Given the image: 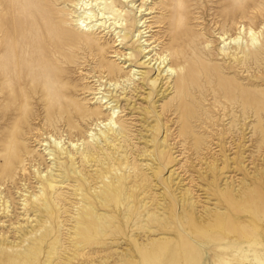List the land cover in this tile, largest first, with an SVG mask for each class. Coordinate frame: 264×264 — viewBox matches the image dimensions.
Instances as JSON below:
<instances>
[{
  "label": "rangeland",
  "instance_id": "obj_1",
  "mask_svg": "<svg viewBox=\"0 0 264 264\" xmlns=\"http://www.w3.org/2000/svg\"><path fill=\"white\" fill-rule=\"evenodd\" d=\"M0 1H5L9 5L8 10H3L0 6V61L6 59L7 52L14 54L17 60H21L24 55L27 57L32 55L33 58L46 61L52 51L50 47L52 43H68V40L79 31L74 17L76 0L72 2H68L69 0ZM106 1L112 2L114 5L118 2V0ZM140 3L141 0H127L123 5H120L123 11V23L126 24L121 35L124 33L128 35L127 32L133 30L135 8ZM144 3L142 10H148L142 11V22L146 19L145 24L151 27L150 33L146 36L151 37L154 34L152 40H157L154 45H158L159 42H164V45L170 40L168 35L171 32L175 33L179 38V50L182 51L178 60L180 65L173 66L174 73L169 80H166L169 82V86L163 95H159V80H156V84L155 71L147 67L146 64L142 65L143 60H140L139 54H135V51L140 48L141 41L148 37L142 38L141 41L140 39L135 41L137 37L131 39L133 36L131 35L127 46L124 45V49H127L125 53L136 56L131 63L132 66L126 72L128 70H132L133 73L135 71L142 72L144 76L142 78L138 75L129 77L127 81L120 79L117 83H114L116 81H106L98 74L94 75L93 72H90L96 63L92 62L84 47L69 45L61 46L58 50L59 58L53 62L54 68L61 69L64 74L57 73L54 77L66 80L74 88L60 99L58 98V101L62 103L74 101L88 111L95 110L101 113L95 119L74 118L79 122L84 132L82 138L77 136L70 138L74 144H77L75 148L79 147V149L72 148L69 136L63 132L66 130L64 122L54 114L42 110L41 106L44 102L41 101V97L33 96L32 99L27 97L28 88L25 82L14 88L22 100V102H18L12 99L14 94L11 89L13 87L7 83L11 79L0 78L3 81L1 83L6 97L2 105L8 106L6 114L9 115L10 107L14 109L8 118H24L26 111H29L31 125L35 129H41L37 139L33 137V134L22 135L21 138L26 142L25 145L30 154L27 155L24 152L21 155V162L15 166L8 165L6 155L0 151L1 196L11 192V198L8 199L9 214L3 216V213L0 212V237L15 241V243L23 241L25 246L33 242L31 240L35 234L25 236L19 228L23 225V227L29 226L26 223L27 218L23 216L22 200L29 195H38L41 186L37 175H35L36 170L45 173L46 165L52 168V164L57 162V168L62 169L64 177L69 181L58 187L53 194L56 204L67 211L66 214H62L60 219L61 228L58 227V219L53 227L63 234L62 241L69 240L66 235L70 233L71 217L76 211L74 205L79 199L74 196L72 189L75 176L72 177L69 174L70 167L67 166L66 155H59L55 159L52 155L39 156V148H44L39 147L38 143L42 137L39 135L46 134V132L49 134L44 135V138L53 135L51 140L58 138L61 140V145L65 143L64 149L67 148L68 151L75 154L74 162L77 164V168L82 171L83 175L85 174V177H88L87 185L84 180L79 181L80 185L84 188H89L90 185L95 190L100 187H104L106 190L109 188L112 195H117L118 190L115 185L117 176L124 184L136 185L137 187H133L134 190L135 188H144L147 194L151 193L150 187L153 183L162 182L169 174L165 171L161 174L160 179L154 180V177L151 179V176L159 175L162 171L153 161L159 152L165 151L171 155L173 167L169 171L175 170L173 175L175 182L181 179L189 183L194 178L193 185L197 183L194 187H204L205 185L207 187L205 179L202 181L197 179L201 175L200 171H203V167L206 168L204 161L200 162L198 158L204 160L203 156L206 155L211 160L212 153L220 150L219 146L222 147V142L228 140L231 135L241 136L244 130L246 138L252 141L247 144H255L257 138L254 134V127L258 125V118L252 111L243 109L242 101L243 98H247L244 97L246 92L251 93L250 99L259 98L258 94L264 96V0H144ZM16 8H21L22 13L32 15L33 22L28 28L29 37L26 39L19 40L18 36L13 38L15 37L13 33H16V30L12 26V16ZM145 13L150 14L143 16ZM87 29L89 30L87 33H91V25ZM249 30L252 31L253 37L248 34ZM137 34L135 33V35ZM252 38L254 39L252 40ZM106 40H110L109 35ZM132 42L136 43L135 49L131 48ZM34 43L38 47L39 55L22 48L23 46L29 47ZM161 45L159 44L155 49L158 50ZM169 58L174 60L175 56L172 54ZM109 59L110 62L114 61L113 58ZM36 70L39 73L41 71V65L38 63ZM28 73L32 75V70L29 69ZM4 74V68L0 66V77ZM39 78L43 81L48 79L44 78V74ZM97 80L99 82H96ZM95 83L97 86L101 84V88L98 87V89H103L98 95L104 97L112 95L114 100L119 101V110L121 111L115 126L117 132L109 133L108 139L100 137L97 141L96 138L99 134L108 128L105 125L108 123L106 119L108 110H105L106 104H99L100 100L97 103L90 100L93 96L90 95L91 92L88 89H91ZM234 93L237 96H233ZM2 95L3 93L0 91V96ZM261 100L264 103V97L260 98ZM186 106L192 108L189 118H186L183 113ZM59 107L60 109L65 108L61 105ZM65 110L69 109L65 108ZM4 113L5 110L0 109V150L2 149V132L8 131L5 126L7 116L1 115ZM73 115L74 113H71L70 116ZM260 117L264 122V110L260 112ZM47 118L52 121L49 128L46 124ZM182 121H185L186 125L182 124ZM59 135H62L61 138ZM194 138L201 140V145L198 148L194 146ZM248 149L249 153L252 150L256 155L252 146L248 145ZM150 153L153 155L152 157L148 156ZM86 156L90 159L89 162L84 160ZM209 159L207 160L209 161ZM152 168L157 169L152 170ZM9 173L14 176L6 181L3 174ZM105 176L108 177V180L105 179ZM236 177L237 184H239V178H243V173H237ZM109 181L110 183H108ZM180 184L182 183L180 182ZM14 185L17 188L13 187ZM198 194L201 193L198 192ZM22 195L23 197H21ZM123 200V198L120 199L121 202ZM31 211L32 209L29 215L32 218ZM66 220L69 221L66 223ZM39 234L37 232V235ZM37 244L38 250L36 249L33 253L41 262L46 255L47 244L45 240ZM65 246H69V244H65L61 250L59 249V255L63 253ZM124 248L125 246H122L121 249ZM6 255L9 257L10 253H6Z\"/></svg>",
  "mask_w": 264,
  "mask_h": 264
},
{
  "label": "bare ground",
  "instance_id": "obj_2",
  "mask_svg": "<svg viewBox=\"0 0 264 264\" xmlns=\"http://www.w3.org/2000/svg\"><path fill=\"white\" fill-rule=\"evenodd\" d=\"M76 1L74 17L79 31L68 40V43H52L50 45L52 51L46 61L33 58L32 55L30 57L24 55L21 60H17L11 52H7L6 59L0 61V66L5 72L0 78L11 79L7 83L13 87L12 99L22 102L18 91L14 88L25 82L28 88L27 97L32 99L33 96H40L41 101L44 102L41 106L42 110L54 114L64 122L66 130L63 132L69 136L73 149L79 147L75 148L77 144H74L70 138L84 136L83 129L74 118L95 119L101 113L95 110L88 111L74 101L63 103L58 101V98L74 89L66 80L54 77L57 73L64 74L61 69L54 68L53 63L59 58L57 54L61 46L84 47L92 62L96 63L90 72L94 75L98 74L106 81L117 83L120 79L127 81L129 77L144 76L142 72L133 73L132 70L126 72L136 56L125 53L127 49L124 47L127 46L131 35H133L131 39L137 37L135 41L148 37L141 41L140 48L135 54H139L140 60H143L142 65L146 64L155 71L154 79L159 80V95H163L168 90L169 82L166 80L172 77L173 66L180 65L178 60L182 55V51L179 50V38L175 33L171 32L168 35L170 38L168 43L163 45L164 42H159L162 45L158 50L155 48L159 44L154 45L157 40H152L155 35L151 33L152 38L146 36L150 33L151 27L145 24L146 19L142 22L141 13L148 10H142L145 5L144 0H141L135 8L133 30H129L128 35L125 33L121 35L126 24L123 23V11L120 8V5L127 0H118L116 5L106 0ZM0 6L3 10L9 8L5 1H0ZM138 13L139 15H136ZM149 14L145 13L143 16ZM32 22V15L22 13L21 8H16L12 16V26L16 30L13 38L18 36L21 40L29 37L28 28ZM90 25L91 33H87ZM251 32L249 30L248 34L252 36ZM108 35L110 40H106ZM135 44L132 42V49L137 47ZM22 48L39 55L35 43ZM172 54L175 56L174 60L169 58ZM109 58H113L114 61L110 62ZM37 63L41 65L40 73L36 70ZM29 69L32 70V75H29ZM43 74L44 78H48L46 81L39 78ZM1 82L3 81L0 80V91L3 95L0 96V109L5 110L1 115L7 116L5 126L8 131L2 132L0 151L6 155L7 164L15 166L21 162V155L24 152L30 154L26 142L21 138L22 135L33 134L37 139L41 129H35L31 125L29 111H26L24 118H8L14 109L10 107L9 115L6 114L8 106L2 105L6 97ZM100 86L101 84L97 86L95 83L91 89H88L93 96L90 100L96 103L100 100L99 104H106L105 110H108L106 115L108 123L105 124L108 128L99 134L96 141L100 137L108 139L109 133L117 132L115 126L121 112L119 101L114 100L112 95L105 97L98 95L103 91L98 89ZM250 94L249 92L244 94L247 98H243L242 106L244 110L252 111L258 118V125L254 127L257 138L254 139L255 144H247L251 139L246 138L244 130L241 136L231 135L228 140L222 139L224 141L222 147L219 146L220 150L216 147L218 152L212 153L211 160L206 155L203 156L204 160L198 158L200 162L204 161L206 168L203 167L204 172L199 169L201 175L197 179L198 181L205 179L207 187L206 185L194 187L197 184L193 185L194 178L189 183L181 179L175 182L173 180L175 170L169 171L173 167L171 155L162 151L153 159L154 164H157V168L162 171L159 175L151 176V179L153 177L154 180L160 179L165 171L169 174L162 182H154L149 194L144 188L134 190L133 187L136 185L124 184L118 176L115 181L117 195H112L109 188L106 190L100 187L95 190L90 185L89 188H84L79 181L84 180L87 185L88 177L77 168L74 162L75 154L67 148L64 149L65 143L61 145V140L58 138L51 140L53 135L44 138L43 136L48 135V132L39 135L42 136L38 143L39 147H44L39 148V156L52 155L55 159L59 155H66L67 166L70 167L69 174L75 176L72 189L74 196L79 199L74 205L76 211L71 217L70 233L66 235L69 240L62 241L63 234L53 227L58 219V227L61 228L62 214L67 213L65 208L56 204L53 194L58 187L69 181L64 177L62 169L57 168V162H54L52 168L46 165L45 173L39 170L35 172L41 186L38 195L25 196L26 198L22 200L23 216L27 218L26 223L29 226L23 227V225L19 228L25 236L35 234L31 240L33 242L25 246L23 241L15 243L0 237V264H264V122L260 117V112L264 110V103L260 98L264 96L258 94L259 98L250 99ZM233 96L237 95L234 93ZM59 105L69 110L60 109ZM71 113L74 115L70 116ZM183 113L189 118L192 108L184 107ZM46 124L49 128L52 121L47 118ZM182 124L186 125V122L182 121ZM61 136L59 135V138ZM193 141L195 147L201 145V140L194 138ZM248 145L255 149L256 155L252 150L249 153ZM148 156L153 155L150 153ZM53 158L47 159L54 160ZM84 160L89 162L90 159L86 156ZM237 173H243V178H239V184L236 179ZM13 176L12 173L3 174L6 181ZM105 179L108 180V177L105 176ZM13 187L17 188L15 185ZM10 193L1 196L0 192V201H2L0 212L3 216H7L10 212L8 200L11 198ZM122 198L123 202L120 201ZM31 209L32 218L29 215ZM68 221L66 220V223ZM37 232L40 234L37 235ZM44 240L47 244L46 255L44 254V260L40 262L33 251L38 250L37 243H42ZM63 243L69 246H65L63 253L59 255V249L61 250L65 245ZM122 246L125 248L121 249ZM6 253H10L9 257Z\"/></svg>",
  "mask_w": 264,
  "mask_h": 264
}]
</instances>
